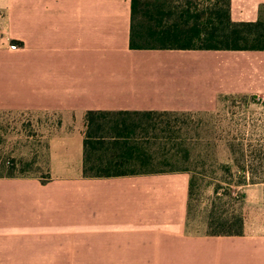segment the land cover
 I'll return each instance as SVG.
<instances>
[{
	"label": "crops",
	"instance_id": "1",
	"mask_svg": "<svg viewBox=\"0 0 264 264\" xmlns=\"http://www.w3.org/2000/svg\"><path fill=\"white\" fill-rule=\"evenodd\" d=\"M131 8L0 0V110L57 119L45 181L0 178V264H264V194L240 235L213 236L188 229L186 172L84 177L89 110L201 111L264 93V50L132 49ZM230 17L264 20V0H230Z\"/></svg>",
	"mask_w": 264,
	"mask_h": 264
},
{
	"label": "rangeland",
	"instance_id": "2",
	"mask_svg": "<svg viewBox=\"0 0 264 264\" xmlns=\"http://www.w3.org/2000/svg\"><path fill=\"white\" fill-rule=\"evenodd\" d=\"M157 1L137 0L138 25H149ZM174 112L158 118L171 123L168 133L152 132L148 139L143 135L152 165L128 169L188 170L193 182L188 229L208 234V223L219 218L235 230L240 219L243 232L245 219L254 223L257 218L252 209L264 194V93L220 94L208 110ZM56 122L33 111L0 110V176L45 181L48 137Z\"/></svg>",
	"mask_w": 264,
	"mask_h": 264
},
{
	"label": "trees",
	"instance_id": "3",
	"mask_svg": "<svg viewBox=\"0 0 264 264\" xmlns=\"http://www.w3.org/2000/svg\"><path fill=\"white\" fill-rule=\"evenodd\" d=\"M199 1L159 0L153 5L155 13H150L149 25L145 27L137 24L138 2L132 0L131 48L264 50V20L234 22L230 17V0ZM145 39L148 42L143 43ZM173 114L174 111H87L83 141L84 177L99 179L166 173L129 170L128 167L148 168L152 165L154 157L146 147L143 135L148 139L152 132L168 133L172 130L171 123L158 118ZM158 135L153 134V137ZM181 172L189 173L188 170ZM0 178L14 176L7 173ZM192 185L190 175L189 198ZM237 221L239 229L233 230L227 219L214 218L208 223V235H240L242 221Z\"/></svg>",
	"mask_w": 264,
	"mask_h": 264
},
{
	"label": "built area",
	"instance_id": "4",
	"mask_svg": "<svg viewBox=\"0 0 264 264\" xmlns=\"http://www.w3.org/2000/svg\"><path fill=\"white\" fill-rule=\"evenodd\" d=\"M18 47H17V45L16 44H14V43H11L10 44V49L11 50H16Z\"/></svg>",
	"mask_w": 264,
	"mask_h": 264
}]
</instances>
